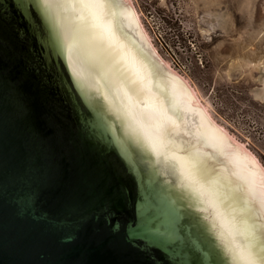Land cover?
I'll list each match as a JSON object with an SVG mask.
<instances>
[{
  "label": "water",
  "instance_id": "obj_1",
  "mask_svg": "<svg viewBox=\"0 0 264 264\" xmlns=\"http://www.w3.org/2000/svg\"><path fill=\"white\" fill-rule=\"evenodd\" d=\"M0 264H264V173L126 0H0Z\"/></svg>",
  "mask_w": 264,
  "mask_h": 264
},
{
  "label": "rangeland",
  "instance_id": "obj_2",
  "mask_svg": "<svg viewBox=\"0 0 264 264\" xmlns=\"http://www.w3.org/2000/svg\"><path fill=\"white\" fill-rule=\"evenodd\" d=\"M162 66L264 173V0H126Z\"/></svg>",
  "mask_w": 264,
  "mask_h": 264
},
{
  "label": "bare ground",
  "instance_id": "obj_3",
  "mask_svg": "<svg viewBox=\"0 0 264 264\" xmlns=\"http://www.w3.org/2000/svg\"><path fill=\"white\" fill-rule=\"evenodd\" d=\"M135 19H136V17H135ZM136 21H137V19H136ZM143 36L145 37V35H144V32H143ZM146 38V37H145ZM150 46V45H149ZM150 49H151V52L152 53H154V51H153V49H152V47H150ZM159 62V61H158ZM159 64L161 65V63L159 62ZM190 93V92H189ZM190 95H192L191 93H190ZM216 130H219V129H217V127H216ZM230 141L231 142H233L238 148H240L234 141H232L231 139H230ZM241 149V148H240ZM261 172H262V170H261ZM263 173V172H262Z\"/></svg>",
  "mask_w": 264,
  "mask_h": 264
}]
</instances>
